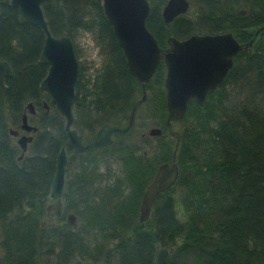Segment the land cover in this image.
<instances>
[{
	"label": "trees",
	"instance_id": "trees-1",
	"mask_svg": "<svg viewBox=\"0 0 264 264\" xmlns=\"http://www.w3.org/2000/svg\"><path fill=\"white\" fill-rule=\"evenodd\" d=\"M189 1L195 10L166 23L167 0H148L146 26L161 47H167L169 36L227 31L244 43L264 25V0ZM42 9L56 37L72 40L76 30L94 29L107 60L90 87L91 78L79 64L72 105V111L77 107L83 113L80 126L73 120L77 132L92 134L104 122L125 125L142 89L128 71L102 0H61L58 8L43 4ZM43 42L39 27L22 22L17 7L0 0V58L12 69L0 95V264H42L43 257L53 264L78 257L95 264H264V30L249 50L235 55L204 104L191 100L184 116L172 123L182 124L179 174L156 195L143 224L144 190L157 166L171 161L175 144L165 124V65L160 62L146 83L149 96L135 114V122L145 116L162 130L153 137V151L140 150L147 136L131 141L134 125L123 144L77 155L74 167L65 170L58 215L47 210L51 183L60 149L70 147L63 116L40 88L48 69L39 60ZM229 85L238 90L226 102ZM28 102L35 113L27 120L40 113L22 155L10 130L20 132ZM109 155L120 163L121 177L107 178L100 171ZM69 212L76 215V227L66 220Z\"/></svg>",
	"mask_w": 264,
	"mask_h": 264
},
{
	"label": "water",
	"instance_id": "water-1",
	"mask_svg": "<svg viewBox=\"0 0 264 264\" xmlns=\"http://www.w3.org/2000/svg\"><path fill=\"white\" fill-rule=\"evenodd\" d=\"M18 9L22 22L39 27L44 34V42L39 56L40 62L48 66L45 77L40 82V88L49 97L50 103L64 118V131L67 144L71 148L68 155L62 147L56 158V170L51 183L50 198L53 201L47 206L48 211L60 215L62 212V194L65 183V168L72 163L78 154H93L100 149L114 145L117 137L123 144L132 132L135 124V114L138 104L147 96L146 83L155 74L160 62L165 65L163 87L165 90V124L168 134L175 139L172 158L157 166L152 180L147 184L139 205V222L143 224L150 216L152 205L158 193L166 191L177 180L179 168L176 162L177 151L182 135L173 129L172 123L180 120L193 100L203 105L209 91L220 84L234 63L235 55L249 50L264 25L255 30L253 37L240 43L231 31L220 33L192 34L185 39L174 36L167 38V47H161L157 39L146 26L150 12L148 0H102L105 17L113 28V32L123 51L130 75L140 84L142 97L137 101L129 114L125 125L104 122L90 136L83 137L73 128L72 105L75 96L79 63L74 51V45L68 35L56 37L48 28L42 5L58 8L61 0H8ZM190 7L189 0H167L162 9L164 22L170 23L175 17L185 14ZM12 75L9 62L0 58V95L5 92L4 78ZM45 109L49 106L44 102ZM26 111L21 120V129L26 133L36 130L27 121V114L35 112L32 102L26 105ZM17 137L16 143L26 152L28 143L32 141L31 134L18 135V130H10ZM160 127H152L148 135H161ZM76 215L66 214L67 222L76 227Z\"/></svg>",
	"mask_w": 264,
	"mask_h": 264
},
{
	"label": "rangeland",
	"instance_id": "rangeland-1",
	"mask_svg": "<svg viewBox=\"0 0 264 264\" xmlns=\"http://www.w3.org/2000/svg\"><path fill=\"white\" fill-rule=\"evenodd\" d=\"M196 8L194 6L190 5V8L188 10H195ZM74 48L77 50L78 53V63L80 65H83L85 67L84 69V75L85 77H90L91 78V82L88 83V86H91L92 83V79L94 78V76H96L101 69L103 68V66L105 65V63L107 62L106 57L104 55V53L102 52V49L100 47L99 41L97 39V35H96V31L94 29H84V28H80L78 30L75 31L73 39H72ZM227 88V92H228V97L226 98V102L232 101L234 100L233 97V92L235 91L236 87L229 85L226 87ZM238 89H236L237 91ZM150 91L147 92V96H149ZM225 102V103H226ZM143 108L142 107L140 112H143ZM36 117L34 116H30L28 115V123L30 125H36L38 123V115L40 113L39 110H36ZM73 115L74 118H76L77 122H78V126H80L79 124L82 123V115L83 113L81 111H79L76 108H73ZM138 113V112H137ZM122 123V122H121ZM135 137L131 138V141H133V139H136V135H137V140L139 138H142V136H147L148 139V143L145 144H141V151H149L151 153V151H153V145H154V139L153 137L148 135V130L152 127H158L155 124V121L153 119H149V118H145V116H141V118H137L136 122H135ZM76 125H73V128H75L77 131V127ZM173 129L176 131H181L182 129V124L179 123H174L172 124ZM16 128H19L18 126ZM20 130V135L21 134H26L25 131H23L21 128ZM17 139V137H15V140ZM109 155L108 157H106V166L102 165L100 171L103 174H107V178H117V177H121L122 176V170H121V166L120 163L117 162L114 159H110ZM109 167L111 172L110 173H106V167ZM105 177V178H106ZM103 180V179H102ZM53 200L50 199L49 203H51ZM76 222L78 223V220L76 219ZM42 264H53V259L52 258H45L43 257L42 259ZM70 264H95L92 263L90 260L88 259H81V258H75L74 260H72V262ZM97 264H101V263H97ZM115 264V263H114Z\"/></svg>",
	"mask_w": 264,
	"mask_h": 264
},
{
	"label": "flooded vegetation",
	"instance_id": "flooded-vegetation-1",
	"mask_svg": "<svg viewBox=\"0 0 264 264\" xmlns=\"http://www.w3.org/2000/svg\"><path fill=\"white\" fill-rule=\"evenodd\" d=\"M78 71H79V70H78ZM165 72H166V71H165ZM4 79H5V78H4ZM223 80H224V79H223ZM222 82H223V81H222ZM222 82H221L220 84H218V86H220V85L222 84ZM218 86H217V87H218ZM217 87H216V88H217ZM34 113H35V112H34ZM33 132H34V131H33ZM27 134H32V132L27 133ZM18 135H20V132H18ZM21 135H22V134H21ZM90 135H91V134H89V135H82V136H83V137H86V136H90ZM128 137H129V136H128ZM128 137H127V138H128ZM142 137H143V136H142ZM113 138L116 140L115 143L118 142V141H117V137H116L115 135H113ZM126 140H127V139H126ZM100 150H101V149H100ZM96 152H97V151H96ZM70 153H71V148L69 149V151L67 152V154L69 155ZM86 154H87V153H86ZM78 155H79V154H78ZM76 158H77V156H76ZM76 158H75V159H76ZM74 161H75V160H74ZM74 161H73L72 163H68L67 166H68V165H71V166H72L71 168H73V167H74V166H73ZM67 166H66V168H67ZM66 168H65V170H66ZM65 175H66V172H65Z\"/></svg>",
	"mask_w": 264,
	"mask_h": 264
},
{
	"label": "bare ground",
	"instance_id": "bare-ground-1",
	"mask_svg": "<svg viewBox=\"0 0 264 264\" xmlns=\"http://www.w3.org/2000/svg\"><path fill=\"white\" fill-rule=\"evenodd\" d=\"M76 51V50H75Z\"/></svg>",
	"mask_w": 264,
	"mask_h": 264
}]
</instances>
